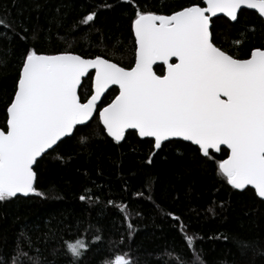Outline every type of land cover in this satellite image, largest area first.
<instances>
[{
	"label": "trees",
	"instance_id": "1",
	"mask_svg": "<svg viewBox=\"0 0 264 264\" xmlns=\"http://www.w3.org/2000/svg\"><path fill=\"white\" fill-rule=\"evenodd\" d=\"M193 6L202 0H0V129L27 57L72 53L130 69L134 20ZM210 33L237 60L264 50V23L251 11L211 20ZM116 95L36 163L28 197L0 194V264H264V202L229 186L219 171L228 152L202 156L177 140L155 150L134 132L112 141L98 111Z\"/></svg>",
	"mask_w": 264,
	"mask_h": 264
},
{
	"label": "water",
	"instance_id": "2",
	"mask_svg": "<svg viewBox=\"0 0 264 264\" xmlns=\"http://www.w3.org/2000/svg\"><path fill=\"white\" fill-rule=\"evenodd\" d=\"M244 10L264 23V0H202L169 16H139L132 23L130 69L72 53L27 57L6 130L0 129V193L28 197L36 163L87 125L115 88L117 95L98 111L109 139L122 142L134 132L152 140L155 150L173 140L197 147L202 156L225 149L219 171L229 186L251 189L264 202V50L237 60L215 47L210 33L211 20L233 23ZM90 73L91 94L80 102L78 90Z\"/></svg>",
	"mask_w": 264,
	"mask_h": 264
},
{
	"label": "rangeland",
	"instance_id": "3",
	"mask_svg": "<svg viewBox=\"0 0 264 264\" xmlns=\"http://www.w3.org/2000/svg\"><path fill=\"white\" fill-rule=\"evenodd\" d=\"M1 194V193H0ZM114 263V262H113Z\"/></svg>",
	"mask_w": 264,
	"mask_h": 264
}]
</instances>
